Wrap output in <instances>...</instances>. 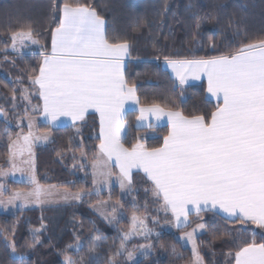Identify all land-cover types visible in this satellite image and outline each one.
<instances>
[{
  "label": "snow or ice",
  "instance_id": "6c2138e0",
  "mask_svg": "<svg viewBox=\"0 0 264 264\" xmlns=\"http://www.w3.org/2000/svg\"><path fill=\"white\" fill-rule=\"evenodd\" d=\"M196 27H200L199 20ZM25 38L39 43L29 27L12 34L13 47L17 39L23 43ZM129 47L126 40L109 42L106 22L94 8L65 3L59 26L51 33V51L42 53L39 74L32 78L39 85L45 117L52 122L60 116L77 121L83 120L89 109L99 113L100 143L93 176H111V170L105 172L104 168L114 158L123 188L125 181L131 184L132 169L142 170L152 182L153 195L162 198V207L171 210L177 226L186 225L192 211L199 219V212L210 205L229 219L250 221L264 228V40L241 44L233 52L207 59L165 57L180 85L189 76L199 79L201 74L206 75L207 93L218 103L214 111L199 115L165 111L156 104L139 108L138 127L143 126L145 114H154L157 121L167 117L168 133L159 147L152 148L140 141L125 147L122 138L125 101L139 102L135 87L129 86L124 73ZM31 128L29 123L30 131L23 137L29 152L30 138L34 137ZM47 138V134L35 136L37 140ZM4 191L0 184V195ZM16 199L26 200V194L15 192L8 203ZM132 220L133 227L125 239L136 232L137 221L143 226L138 216L133 215ZM38 231L32 233L36 242ZM195 231L186 233L193 241L194 254ZM238 237L241 242L234 253H229L235 264H264V242L257 243L255 233L251 242L243 233ZM11 248L16 251L14 242ZM65 261L75 264L70 257Z\"/></svg>",
  "mask_w": 264,
  "mask_h": 264
},
{
  "label": "trees",
  "instance_id": "16d2710c",
  "mask_svg": "<svg viewBox=\"0 0 264 264\" xmlns=\"http://www.w3.org/2000/svg\"><path fill=\"white\" fill-rule=\"evenodd\" d=\"M201 2L206 4L205 11L201 10ZM65 3L94 8L106 21L109 42L128 41L131 60L125 78L129 86L135 87L140 105L156 104L167 110L182 111L185 115L210 113L218 101L207 96L203 82L179 86L164 67L165 57H215L233 52L241 44L264 40V0H0V109L14 120L10 126L4 123L3 118L0 120V173L12 167L15 156L12 141L25 134L23 129L29 125L26 123L21 127L23 117L18 122L23 107L15 109L14 97L21 100L24 92L37 96L31 81L39 74L41 64L38 54L16 56L9 52L12 34L31 27L33 35L48 48L52 30L59 26ZM198 20L199 28L196 27ZM137 117L136 110L128 111L124 117L122 138L125 147L138 141L149 148L159 147L168 127L139 128ZM83 124L89 129L78 132V143L74 146L72 137L65 132L75 127L67 126L59 128L57 140L42 143V147L34 152L35 171L40 183L67 192L85 187L80 177L93 185L90 160L98 152V123L96 117L90 115ZM45 173L50 175L49 179ZM3 186L6 187L1 196H6L9 190L26 189L29 184L8 180ZM46 213V209L34 207L18 209L16 214L0 215V264H66L68 255L63 249H67L73 231L58 246L52 243L51 236H39V242H36L30 235V229L40 228L35 226L38 222L44 225ZM213 216L226 221L222 216ZM193 217L191 214V219ZM85 220L80 218L81 228ZM205 222V232L209 234L211 225L207 219ZM12 242L15 243V252L11 248ZM202 245L201 241L199 246L203 248ZM79 246L83 245L80 243ZM142 248V253L148 251ZM203 256L206 264H211L207 254ZM129 260L134 262L139 258L133 254Z\"/></svg>",
  "mask_w": 264,
  "mask_h": 264
},
{
  "label": "rangeland",
  "instance_id": "374dc122",
  "mask_svg": "<svg viewBox=\"0 0 264 264\" xmlns=\"http://www.w3.org/2000/svg\"><path fill=\"white\" fill-rule=\"evenodd\" d=\"M200 7L202 11L206 10V4L202 2ZM33 39L38 40L39 43H32L27 38L21 43L17 39L15 47L12 43L9 52L16 56L34 55L33 51H37L43 45L35 35H33ZM31 83L34 84L32 81ZM24 93L21 100L15 96L14 103L15 109L23 107L20 110V112L23 111V114L18 117V122L23 117L21 127L26 123L32 125L31 131L34 133V137L30 138L31 151L29 152V145H26L23 139L30 131L28 125L23 129L25 134L15 138L17 143L14 145L15 156L12 167L2 170L0 184L3 185L4 181L14 180L25 181L29 186L26 189L16 188L13 192L9 190L10 193L6 196L0 195V201H3L0 203V215L16 214L18 209L24 208L42 207L46 209L47 213L43 216L44 225L41 222L35 225L36 227L40 226V228H36L39 229L36 235L41 238L51 236L52 243L58 246L65 236L73 231L74 235L67 242V249H63V252L68 257H72L75 264H206L204 253L207 254L211 264H232L234 256H230L229 253H234L237 245L241 242L238 234L243 233L251 242L252 234L255 233L256 242H264V228L253 223L222 221L213 216L216 214L214 212H199V219L197 213L192 219L189 214V222L186 225L177 226V221L174 220L171 211H165L162 207V198L158 199L153 195L152 182L144 174L132 171L130 173L131 184L125 181V187L121 188L119 168L110 167L109 162L104 171L107 172L110 169L112 175L107 178L100 175L94 177L92 165L98 152L95 156H91L90 160V171L93 181L94 179L96 181L95 183L92 181L93 185H89V181L80 177L84 181L85 187L67 192L40 183L35 171L34 152L42 147V143H48L50 139H53L52 142L57 140L60 129L47 127L42 131L43 127H39L34 119L37 116L38 98L36 95ZM6 115L3 111L4 123L10 126L9 123L12 124L14 120ZM88 129L89 126L82 123L75 129L64 132L72 137V146H74L78 140V132L82 133ZM89 131L91 132V130ZM45 134L50 138L35 139V136ZM45 175L46 179H49L50 175L48 173ZM33 177L35 182H33ZM78 178H75L74 183ZM37 189H39L38 194ZM15 192L26 194V200L16 199L12 203H8V198ZM133 215L143 220V226L137 221L136 232L125 239V234L130 233L133 227ZM82 217L86 218L83 228L80 224ZM206 219L211 225L209 234L205 232ZM198 224H203L205 227L197 228ZM36 229H30L31 236ZM193 229H196L193 233L196 246L195 254L193 241L189 240L186 235V233L193 232ZM122 240L124 241L123 248H121ZM201 241L203 248L199 246ZM80 243L83 245L82 247L79 246ZM93 248L94 251L91 250ZM141 248L148 251L142 253ZM129 253L131 256L136 255L139 260L130 261ZM150 255L153 257H149Z\"/></svg>",
  "mask_w": 264,
  "mask_h": 264
},
{
  "label": "crops",
  "instance_id": "0c3cea01",
  "mask_svg": "<svg viewBox=\"0 0 264 264\" xmlns=\"http://www.w3.org/2000/svg\"><path fill=\"white\" fill-rule=\"evenodd\" d=\"M62 8H63V6H62ZM61 15H62V9H61ZM50 51H51V41L49 43L48 48L42 46V48H39L37 51H33V52H35L33 54L40 55L41 56V63H42V61H43V55H42V53H45L46 54V53H50ZM205 59H207V58H205ZM130 60H131V54H130V47H129V55L125 58L124 73L126 71L128 62ZM163 64H164V67L170 72V74L172 75V77L174 78V80L176 81V83L179 86L184 87V86H187V85H191V84H196V83L203 82L205 84V86H206V94H207V96L210 99H213V100H216L217 101V98L216 97H214L211 94L207 93V77H206V75L201 74L199 79L194 78L192 76H189L187 82L184 85H180L179 80L175 77V73L172 71V69L170 67L167 66L165 60L163 61ZM34 85H35L36 94H37V97H38V101H37V111H36L37 116H35L34 119H36L37 125H39V127H43L42 128V131L44 130V128H47V127L48 128H51V129H59V128L67 127V126L77 127L80 124H82L86 120V118H88V116L92 115V116H95L96 117V120H97V123H98V134H99V132H100L99 119L100 118H99V113H97L94 109H89L88 112L85 114L83 120L73 121L71 119V117L60 116V117H58V119H57L56 122H52L50 117L46 118L45 115H44V113H43V103L44 102H43V99L39 96V85L38 84H34ZM136 98L138 100L137 94H136ZM141 107H149V106H142V105H140L139 102L136 103L135 100L125 101L124 109H123V116L125 117L126 113L128 111H130V110H136V111H138V116H139L140 115L139 108H141ZM165 111H168V110L165 109ZM145 115H146V119L143 121V126H140L139 128H147L148 127L147 125L149 123H151L155 127L167 126V117L166 116L161 117V119L159 121H157L156 116L154 114H145ZM1 118H2V113H0V120H1ZM136 124H137V120H136ZM99 143H100V141H99ZM110 167H113L115 169L118 168V167L114 166V158H113L112 161H110ZM132 171L133 172L134 171H138V172L144 174V172L142 170H140V169H132L131 172ZM200 212H214V213H216L218 215H221L226 220L240 222L239 219H229V218H227L226 217V214H224L218 208L217 209H212L210 205L208 206V208H205L204 210H202ZM195 213H196L195 211H192L190 214H195ZM174 220L176 221L175 217H174ZM248 223H251V222L249 221ZM232 264H235V261H233Z\"/></svg>",
  "mask_w": 264,
  "mask_h": 264
}]
</instances>
